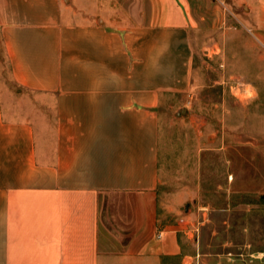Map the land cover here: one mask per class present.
Segmentation results:
<instances>
[{
    "label": "crops",
    "instance_id": "crops-1",
    "mask_svg": "<svg viewBox=\"0 0 264 264\" xmlns=\"http://www.w3.org/2000/svg\"><path fill=\"white\" fill-rule=\"evenodd\" d=\"M223 1L264 34V0ZM194 26L190 0H0V264L191 258L157 193Z\"/></svg>",
    "mask_w": 264,
    "mask_h": 264
},
{
    "label": "rangeland",
    "instance_id": "rangeland-1",
    "mask_svg": "<svg viewBox=\"0 0 264 264\" xmlns=\"http://www.w3.org/2000/svg\"><path fill=\"white\" fill-rule=\"evenodd\" d=\"M252 5L190 0L193 87L160 114L159 211L181 221L184 264H264V34L245 25Z\"/></svg>",
    "mask_w": 264,
    "mask_h": 264
}]
</instances>
